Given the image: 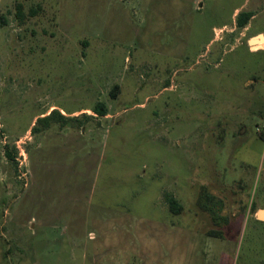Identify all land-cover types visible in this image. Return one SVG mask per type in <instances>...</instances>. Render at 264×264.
<instances>
[{"label":"rangeland","instance_id":"374dc122","mask_svg":"<svg viewBox=\"0 0 264 264\" xmlns=\"http://www.w3.org/2000/svg\"><path fill=\"white\" fill-rule=\"evenodd\" d=\"M259 34L264 0H0V264H264Z\"/></svg>","mask_w":264,"mask_h":264},{"label":"trees","instance_id":"16d2710c","mask_svg":"<svg viewBox=\"0 0 264 264\" xmlns=\"http://www.w3.org/2000/svg\"><path fill=\"white\" fill-rule=\"evenodd\" d=\"M18 11H17V15L19 17V21L22 23L24 22L25 18H26V14L24 13L23 10V5L22 4H18L17 5ZM253 16L252 12H240L239 16H238V25L240 27H244L249 19ZM113 95H115V93L117 92V89H119V86H115ZM94 112L97 113L100 116H106L108 114V108L106 106L105 103L103 102H99L96 104V106L94 107ZM88 117V116H87ZM71 120H77V118H73L70 116H66L64 114H62V112L58 109H54L52 112H50V114L46 115V116H42L39 117L36 121V124L33 126L32 128V133H36L38 131L41 130V127L47 128L51 125V123L53 122H59L62 125H66L69 121ZM81 123V121H80ZM259 136L264 139V130H262L259 133ZM7 156L9 157V159L16 161V156L14 154H12L10 151H7ZM205 198L206 202H203L202 199ZM214 199V196L208 194L207 192L205 193V190L203 189L201 191V194L199 196L198 202L200 204L201 207L209 210L211 213H215L213 211V209L211 208V202ZM168 201H169V205H170V209L173 210L174 212H179L181 210V206L178 204V202L172 197L169 196L168 197Z\"/></svg>","mask_w":264,"mask_h":264},{"label":"bare ground","instance_id":"6f19581e","mask_svg":"<svg viewBox=\"0 0 264 264\" xmlns=\"http://www.w3.org/2000/svg\"><path fill=\"white\" fill-rule=\"evenodd\" d=\"M264 47V34L258 35L256 39L252 42V48L258 50ZM261 218H264V210H261L259 213Z\"/></svg>","mask_w":264,"mask_h":264},{"label":"water","instance_id":"95a60500","mask_svg":"<svg viewBox=\"0 0 264 264\" xmlns=\"http://www.w3.org/2000/svg\"><path fill=\"white\" fill-rule=\"evenodd\" d=\"M259 35H262V34H259ZM256 37H257V36H254V37H252V38L249 40L250 44H252V42L254 41V39H256Z\"/></svg>","mask_w":264,"mask_h":264}]
</instances>
